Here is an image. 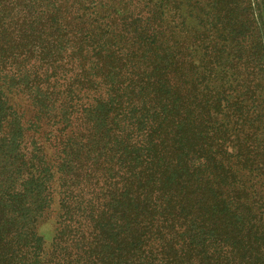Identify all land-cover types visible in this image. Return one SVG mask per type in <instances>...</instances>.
I'll list each match as a JSON object with an SVG mask.
<instances>
[{"label":"trees","instance_id":"16d2710c","mask_svg":"<svg viewBox=\"0 0 264 264\" xmlns=\"http://www.w3.org/2000/svg\"><path fill=\"white\" fill-rule=\"evenodd\" d=\"M0 264H264V0H0Z\"/></svg>","mask_w":264,"mask_h":264}]
</instances>
